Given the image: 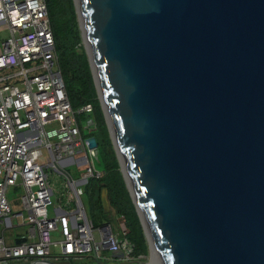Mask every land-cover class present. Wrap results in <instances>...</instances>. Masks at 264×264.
I'll return each instance as SVG.
<instances>
[{"label":"water","instance_id":"95a60500","mask_svg":"<svg viewBox=\"0 0 264 264\" xmlns=\"http://www.w3.org/2000/svg\"><path fill=\"white\" fill-rule=\"evenodd\" d=\"M73 4L158 263L264 264V0Z\"/></svg>","mask_w":264,"mask_h":264},{"label":"built area","instance_id":"2783aa9c","mask_svg":"<svg viewBox=\"0 0 264 264\" xmlns=\"http://www.w3.org/2000/svg\"><path fill=\"white\" fill-rule=\"evenodd\" d=\"M0 29L7 32L5 40L0 37V233L9 232L12 241L0 235V264H51L55 249L64 258L107 250L122 262L139 261L125 229L118 241L93 228L77 190L81 180L104 173L94 167L99 156L90 147L93 137L81 132L94 131L95 124L78 119L93 109L74 110L67 96L46 1L0 0ZM42 162L67 179L59 191ZM70 165L85 168L82 179L71 180L64 171ZM10 188L20 191L18 212L7 198Z\"/></svg>","mask_w":264,"mask_h":264},{"label":"trees","instance_id":"16d2710c","mask_svg":"<svg viewBox=\"0 0 264 264\" xmlns=\"http://www.w3.org/2000/svg\"><path fill=\"white\" fill-rule=\"evenodd\" d=\"M54 40L59 70L70 104L74 110L91 105L87 119L95 124L94 131L84 137H93L97 143L99 166L104 173L99 180L88 179L86 215L96 230L109 219V211L122 217L127 231L126 239L134 246L133 257H146L147 244L135 208L119 171L118 161L109 137L103 112L97 98L88 59L81 49V37L73 0H45ZM83 117V116H82ZM82 117H78L81 120ZM108 206L107 212L104 205Z\"/></svg>","mask_w":264,"mask_h":264},{"label":"rangeland","instance_id":"374dc122","mask_svg":"<svg viewBox=\"0 0 264 264\" xmlns=\"http://www.w3.org/2000/svg\"><path fill=\"white\" fill-rule=\"evenodd\" d=\"M79 28V27H78ZM80 31V30H79ZM84 34V32H83ZM0 37L5 40L6 37H7V32L6 30H3V29H0ZM80 37H81V33H80ZM81 49L85 52V47H84V43L82 41V38H81ZM99 101V100H98ZM100 103V102H99ZM101 108V106H100ZM102 111V109H101ZM104 116V115H103ZM82 117V116H81ZM87 121L88 119L83 116L81 118V122L82 124L85 126L87 124ZM105 121V120H104ZM85 133H87V131H84ZM77 157V156H76ZM74 157V158H76ZM43 166H45L44 168V173L48 176L49 178V181L50 183L52 184L53 188L56 190V191H59L60 187H61V182L62 181H66L67 179L65 177H57L54 173H51V170L49 167H46V163L45 162H42L41 163ZM94 167L97 169V170H100L102 171V169L100 168V166H97V165H94ZM84 169L85 168H79V167H76L75 165H70L68 167H66V169H64V171L66 173H68L70 175V178L71 180L73 181H77L79 179H82L83 175H84ZM90 179V178H89ZM88 182V181H87ZM77 190L79 192H82V201L83 203L87 201L86 197H85V194L83 193H86V191H88V185L87 183L85 184H81ZM19 197H20V191L19 189H16V188H10L7 192V198L8 200L10 201L11 204H14V205H18L19 204ZM105 209L106 211L108 212L109 209H108V206H105ZM13 210L14 212H18L19 211V208L18 207H13ZM49 210H51L49 208ZM113 213H108V215H112ZM114 216V215H113ZM113 216H110L109 220H105L103 222H101L100 226L103 227L106 225L107 222H109V224L111 225L112 227V230H113V233L115 234L116 238L118 241L122 240L123 239V233L122 231L120 230V226L118 224V222L113 218ZM144 235V234H143ZM94 237H95V240L98 241L99 238H98V234L97 232H94ZM146 241V239H145ZM146 244H147V255L146 257H141L139 258V261H142L144 262V264H149L151 262V258H152V252H151V249H150V245L149 243L146 241ZM110 255V254H109ZM101 263H105L106 260L104 259H101L100 261ZM64 264H79L75 261H69V262H66V261H63ZM81 264H85V263H81ZM105 264H111L109 261L106 262Z\"/></svg>","mask_w":264,"mask_h":264},{"label":"crops","instance_id":"0c3cea01","mask_svg":"<svg viewBox=\"0 0 264 264\" xmlns=\"http://www.w3.org/2000/svg\"><path fill=\"white\" fill-rule=\"evenodd\" d=\"M18 207L20 209V206L19 204L18 205H14L12 204V210H13V207ZM14 211V210H13ZM112 213V212H110ZM114 215V216H113ZM110 216H113V218L118 222L119 226H120V230L122 231L123 233V230L125 229L124 227V220L122 217H119L117 215H115L114 213L112 215H109V218ZM109 220V219H108ZM107 221V220H106ZM101 230L106 233L107 235L108 234H112V235H115L113 233V230H112V227L111 225L109 224V222L106 223L105 226L103 227H100ZM103 228V229H102ZM20 230H17L15 231V234L16 232H19ZM126 231V229H125ZM127 232V231H126ZM0 235H2L4 237V239H6L7 242L11 243V238H10V235H9V232H5V233H0ZM55 240L59 239V237L57 235H55ZM110 254V255H109ZM91 256H96L99 261H101V259H104L106 260V262H110L111 264H126L125 262H122L120 259H119V256L118 255H112L111 253L103 250L101 251L98 255H85V256H69L67 258H64V257H60L59 253H58V250H52L51 251V259L49 260L51 264H64L63 261H66V262H69V261H75L79 264L81 263H85V264H95V262L93 260H91ZM105 262V263H106ZM104 263V264H105Z\"/></svg>","mask_w":264,"mask_h":264},{"label":"bare ground","instance_id":"6f19581e","mask_svg":"<svg viewBox=\"0 0 264 264\" xmlns=\"http://www.w3.org/2000/svg\"><path fill=\"white\" fill-rule=\"evenodd\" d=\"M85 43H86V42H85ZM95 78H96V77H95ZM96 83H97V87H98V89H99V84H98V82H97V79H96ZM100 97L102 98V93H101V91H100ZM112 136H113V138H114V142H115V134L113 133V131H112ZM117 150H118V147H117ZM118 155H119V158H120V160H121V164H122V166H123V169H125V167H124V165H123L122 157H121V155H120V153H119V150H118ZM126 178H127V181H128L129 187H130V189H131V191H132L133 197L136 199V195H135V193L133 192V189H132V187H131V185H130V181L128 180V177H126ZM144 226H145V228H146V233H147V236H148V243H149V245H150V249H151V252H152V258H151V262H150L149 264H159V263H158V260H157V257H156V251H155L154 246H153V244H152V242H151V239H150V235H149V232H148L147 226H146V225H144Z\"/></svg>","mask_w":264,"mask_h":264}]
</instances>
